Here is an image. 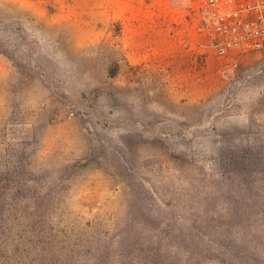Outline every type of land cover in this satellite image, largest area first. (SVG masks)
I'll return each instance as SVG.
<instances>
[{
    "label": "rangeland",
    "instance_id": "obj_1",
    "mask_svg": "<svg viewBox=\"0 0 264 264\" xmlns=\"http://www.w3.org/2000/svg\"><path fill=\"white\" fill-rule=\"evenodd\" d=\"M199 2L0 0V264H264V48Z\"/></svg>",
    "mask_w": 264,
    "mask_h": 264
},
{
    "label": "built area",
    "instance_id": "obj_2",
    "mask_svg": "<svg viewBox=\"0 0 264 264\" xmlns=\"http://www.w3.org/2000/svg\"><path fill=\"white\" fill-rule=\"evenodd\" d=\"M196 11L216 55L264 48V0H200Z\"/></svg>",
    "mask_w": 264,
    "mask_h": 264
},
{
    "label": "trees",
    "instance_id": "obj_3",
    "mask_svg": "<svg viewBox=\"0 0 264 264\" xmlns=\"http://www.w3.org/2000/svg\"><path fill=\"white\" fill-rule=\"evenodd\" d=\"M238 260H240V261H242L244 263H248L249 262L251 264H260L258 259L254 258V257H249V256L240 255V256H238ZM178 262H182V261H176V260L168 261V260H165V261H161V264H178ZM150 263L151 264H158L155 261H150ZM145 264H147V261H146Z\"/></svg>",
    "mask_w": 264,
    "mask_h": 264
}]
</instances>
